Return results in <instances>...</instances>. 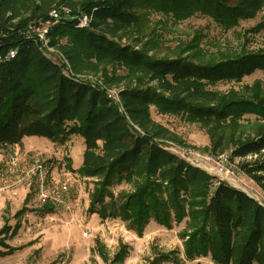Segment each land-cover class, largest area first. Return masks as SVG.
<instances>
[{
	"label": "trees",
	"instance_id": "1",
	"mask_svg": "<svg viewBox=\"0 0 264 264\" xmlns=\"http://www.w3.org/2000/svg\"><path fill=\"white\" fill-rule=\"evenodd\" d=\"M62 7L71 12L48 35L60 55L56 60L29 37L28 28ZM263 7L264 0H0V37L7 38L0 40V148L22 145L29 136L60 144L81 136L77 171L95 178L88 213L119 218L138 237L151 220L167 228L185 222L184 256L171 251L151 264L201 257L212 264H264V201L166 149L160 141L177 138L151 115L155 106L206 128L208 150L215 156L231 151V160L237 159L264 196V84L255 80L225 92L213 88L264 73V46L249 50L244 44L264 23L247 30L239 49L226 57L204 46L201 30L180 43L186 56L159 57L152 53L158 42L145 40L143 25V14L159 15L162 24L200 16L229 31ZM81 13L92 16L88 27L77 26L74 16ZM89 73H101L112 86L125 84L121 104L79 79ZM123 182L133 190L122 193L118 204L110 188ZM43 210L52 211L49 205ZM21 224L8 220L0 230V258L24 248L7 243ZM127 256L128 245H122L110 262L123 264Z\"/></svg>",
	"mask_w": 264,
	"mask_h": 264
},
{
	"label": "rangeland",
	"instance_id": "2",
	"mask_svg": "<svg viewBox=\"0 0 264 264\" xmlns=\"http://www.w3.org/2000/svg\"><path fill=\"white\" fill-rule=\"evenodd\" d=\"M145 16L143 14L144 32L147 35L145 40L150 39L152 42H158L157 48H154L152 52L157 56L169 57L175 54L186 56L182 50L180 51L182 48L180 43L189 42L195 30H201L205 34L204 46L210 50L217 49V55L226 57L233 55L234 50L239 49L244 42L247 30L264 23V7L255 18L243 20L239 26L229 31H223L207 17H192L178 24H162V21L158 20L160 19L159 15L148 14L146 18ZM247 38L248 45L244 43L247 49L263 47L264 28L258 30L257 33L251 32ZM213 50L211 52H215ZM57 52L55 49L49 55L57 60L60 57ZM93 75L97 82L100 81L97 86L104 89L106 93L119 92L125 85L112 86L105 82L101 73ZM255 80H261L264 84V73L256 71L245 76L241 82H220L213 88L225 92L232 88L240 89L243 85H250ZM151 115L155 123L169 129L172 135L177 138L176 141H160L166 149L176 155L178 152L188 149L205 152L213 157L223 154L215 156L208 150L210 147L209 136L206 128L201 125L186 122L178 115L159 113L155 106L151 107ZM29 137L28 147L31 148H26V145L21 146L22 151L24 150L22 160H27V163L30 164L34 159H39L47 170L48 183L58 180L68 182L71 190L69 197L71 204L75 207L69 212L56 211L53 206L50 212L43 210L45 206L33 208L35 180H32L31 183L28 180L23 184L9 183L8 187L0 191V230L8 220L11 225H14L16 221H21L22 226L18 234L9 238L7 243L14 247L24 246V248L15 251L12 255L1 257L0 264H50L55 259H57L56 264H111L110 261L122 245H128V256L123 264H151L157 259L156 257L171 251H174L179 257L184 256L180 233L185 227V222L167 228L155 220H151L146 226L143 236L138 237L133 231L128 230L125 222L119 218L102 219L96 213H88L89 198L95 187V178H86L77 171V162L81 150L84 148V140L81 136L73 135L64 144L53 142L45 137ZM10 153L11 148H0V154H2L0 168L3 163L5 165L8 161ZM179 157L181 156L179 155ZM229 167L234 173L232 181L235 182L236 187L246 191L257 200L264 201L262 191L238 168L237 159L231 160ZM212 175L226 180L221 175ZM110 190L114 194V201L119 204L121 202L119 196L132 191L133 186L123 182L111 186ZM110 203V199H106V204L109 207ZM21 209H24L23 215L21 217L14 216ZM84 231L87 232V236L83 235ZM30 242L32 244L28 245ZM73 245L84 250L83 253L81 252V263H68L72 254H76ZM98 248L99 250H97ZM100 252L106 255L107 261L102 259ZM197 261H201L203 264H212L207 257L184 263L196 264Z\"/></svg>",
	"mask_w": 264,
	"mask_h": 264
},
{
	"label": "built area",
	"instance_id": "3",
	"mask_svg": "<svg viewBox=\"0 0 264 264\" xmlns=\"http://www.w3.org/2000/svg\"><path fill=\"white\" fill-rule=\"evenodd\" d=\"M70 12L71 9L68 7H62L61 10H52L49 13V19L46 22L29 26L28 35L34 37L35 40H38L41 48L47 53H51L55 49L49 45V31L53 25L58 23L59 19L63 16H69ZM74 17L77 19L78 27H88L92 21V16L89 14L81 13ZM14 54V51L9 53L10 56H14ZM66 73L69 74V72ZM79 77V79L88 81L93 85H98V82L100 83V81L97 82V79L93 74L79 75ZM106 94L115 104H121L120 90L119 92L112 91ZM22 153L21 145L16 144L11 148L8 161L5 165L3 163L0 168V191L8 187L9 183L23 184L25 181L29 180L31 183L32 180H35L34 195L32 198L33 208H40L49 205L51 207L53 206L56 211H72L75 205L73 206L71 204L69 197L71 191L70 184L66 181L60 180L48 183L47 170L41 161L39 159H34L28 164L27 160H22ZM178 154L181 158L194 166L221 175L227 180V182L229 181V184L232 183L233 185H231L236 187L235 182L232 181L234 173L229 167L231 151H227L217 157L192 149L178 152ZM218 158L221 159L218 160ZM83 235L87 236V232L84 231Z\"/></svg>",
	"mask_w": 264,
	"mask_h": 264
},
{
	"label": "crops",
	"instance_id": "4",
	"mask_svg": "<svg viewBox=\"0 0 264 264\" xmlns=\"http://www.w3.org/2000/svg\"><path fill=\"white\" fill-rule=\"evenodd\" d=\"M76 136V135H75ZM72 137V136H71ZM30 139V137H25L24 139H23V144L21 145V146H25L26 145V148H31V147H28V144L30 143V141L28 142L27 140H29ZM81 142H82V140H81ZM83 143V142H82ZM83 149L84 148H82V150H81V155H80V157H79V159H78V162H77V167L76 168H79L80 167V165L82 164V157H83ZM24 151V150H23ZM2 157V154H0V158ZM73 162H74V160H73ZM75 163V162H74ZM74 247V252L76 253V254H72V258L70 259V261L68 262V263H81V252L83 253L84 252V250H82V248L81 247H77L76 245H73ZM84 263H86V262H84Z\"/></svg>",
	"mask_w": 264,
	"mask_h": 264
},
{
	"label": "water",
	"instance_id": "5",
	"mask_svg": "<svg viewBox=\"0 0 264 264\" xmlns=\"http://www.w3.org/2000/svg\"><path fill=\"white\" fill-rule=\"evenodd\" d=\"M4 39H7L6 37H0V40H4Z\"/></svg>",
	"mask_w": 264,
	"mask_h": 264
},
{
	"label": "bare ground",
	"instance_id": "6",
	"mask_svg": "<svg viewBox=\"0 0 264 264\" xmlns=\"http://www.w3.org/2000/svg\"><path fill=\"white\" fill-rule=\"evenodd\" d=\"M206 171H207V170H206ZM207 172H209V171H207ZM209 173H211V174H216L215 172H211V171H210Z\"/></svg>",
	"mask_w": 264,
	"mask_h": 264
}]
</instances>
